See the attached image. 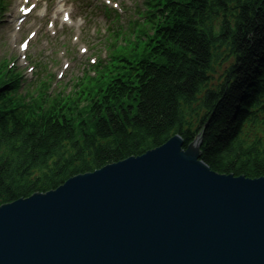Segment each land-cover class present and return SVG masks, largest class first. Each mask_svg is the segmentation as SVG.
<instances>
[{"label": "trees", "instance_id": "trees-1", "mask_svg": "<svg viewBox=\"0 0 264 264\" xmlns=\"http://www.w3.org/2000/svg\"><path fill=\"white\" fill-rule=\"evenodd\" d=\"M154 26V39L139 41V67L119 64L116 79L101 77L92 96L63 106L22 107L0 76V206L176 135L185 150L201 134L200 160L212 172L264 177V0H167Z\"/></svg>", "mask_w": 264, "mask_h": 264}, {"label": "water", "instance_id": "water-1", "mask_svg": "<svg viewBox=\"0 0 264 264\" xmlns=\"http://www.w3.org/2000/svg\"><path fill=\"white\" fill-rule=\"evenodd\" d=\"M202 136L0 206V264H264V177L212 172Z\"/></svg>", "mask_w": 264, "mask_h": 264}, {"label": "rangeland", "instance_id": "rangeland-1", "mask_svg": "<svg viewBox=\"0 0 264 264\" xmlns=\"http://www.w3.org/2000/svg\"><path fill=\"white\" fill-rule=\"evenodd\" d=\"M86 2V1H85ZM87 3L90 4V2L88 1ZM81 7V10L82 11H85L86 12V8L85 6L81 3V5H79V7ZM99 11H97V13L95 14V17H96V21L99 22V25L100 26H104L105 23H104V20L102 19V14L98 13ZM226 65L222 66L221 68H217L216 69V74L214 75V78H213V81L211 82V85L215 88V86H217L218 83H220L222 81V71L223 69L225 68ZM247 179V178H246ZM252 180V179H251Z\"/></svg>", "mask_w": 264, "mask_h": 264}, {"label": "bare ground", "instance_id": "bare-ground-1", "mask_svg": "<svg viewBox=\"0 0 264 264\" xmlns=\"http://www.w3.org/2000/svg\"><path fill=\"white\" fill-rule=\"evenodd\" d=\"M113 77H115V79H116L117 75H114Z\"/></svg>", "mask_w": 264, "mask_h": 264}, {"label": "snow or ice", "instance_id": "snow-or-ice-1", "mask_svg": "<svg viewBox=\"0 0 264 264\" xmlns=\"http://www.w3.org/2000/svg\"><path fill=\"white\" fill-rule=\"evenodd\" d=\"M24 47V45H21V48H23Z\"/></svg>", "mask_w": 264, "mask_h": 264}]
</instances>
